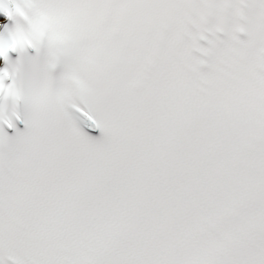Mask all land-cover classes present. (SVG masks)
<instances>
[{"label": "snow or ice", "instance_id": "snow-or-ice-1", "mask_svg": "<svg viewBox=\"0 0 264 264\" xmlns=\"http://www.w3.org/2000/svg\"><path fill=\"white\" fill-rule=\"evenodd\" d=\"M0 264H264V0H0Z\"/></svg>", "mask_w": 264, "mask_h": 264}]
</instances>
